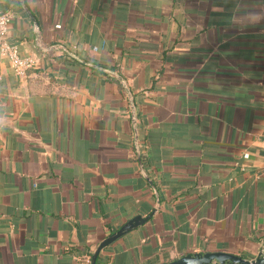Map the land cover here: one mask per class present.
I'll return each mask as SVG.
<instances>
[{"label": "crops", "instance_id": "1", "mask_svg": "<svg viewBox=\"0 0 264 264\" xmlns=\"http://www.w3.org/2000/svg\"><path fill=\"white\" fill-rule=\"evenodd\" d=\"M24 1L37 28L0 0L37 59L21 76L0 54V264H90L138 214L96 264L255 258L264 0Z\"/></svg>", "mask_w": 264, "mask_h": 264}, {"label": "water", "instance_id": "2", "mask_svg": "<svg viewBox=\"0 0 264 264\" xmlns=\"http://www.w3.org/2000/svg\"><path fill=\"white\" fill-rule=\"evenodd\" d=\"M20 2L25 11L29 14L30 18L33 20L35 27L37 28V21L34 15L31 13L30 9L25 4V1L20 0ZM141 171L146 177H148L144 172L143 167L141 168ZM156 196L157 202L159 203V195L157 191ZM155 211H152L151 214H153ZM149 217L150 215L145 217H143L141 214L135 215L134 217L126 221L123 225H121L116 231L105 237L93 252L90 264H96L100 252L106 246L123 236L128 231L143 224ZM163 264H264V249H261L255 258H247L239 254L225 251H206L187 253L179 258L165 262Z\"/></svg>", "mask_w": 264, "mask_h": 264}, {"label": "built area", "instance_id": "3", "mask_svg": "<svg viewBox=\"0 0 264 264\" xmlns=\"http://www.w3.org/2000/svg\"><path fill=\"white\" fill-rule=\"evenodd\" d=\"M12 18L10 11L0 12V54L9 60L17 74L23 76L36 65L37 59L32 55H21L18 45L7 40Z\"/></svg>", "mask_w": 264, "mask_h": 264}, {"label": "trees", "instance_id": "4", "mask_svg": "<svg viewBox=\"0 0 264 264\" xmlns=\"http://www.w3.org/2000/svg\"><path fill=\"white\" fill-rule=\"evenodd\" d=\"M97 262V261H96Z\"/></svg>", "mask_w": 264, "mask_h": 264}]
</instances>
